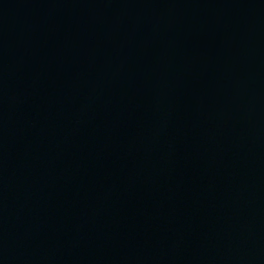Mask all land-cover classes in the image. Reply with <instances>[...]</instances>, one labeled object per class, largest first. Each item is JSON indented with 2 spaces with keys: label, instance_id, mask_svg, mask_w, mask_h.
Here are the masks:
<instances>
[{
  "label": "water",
  "instance_id": "95a60500",
  "mask_svg": "<svg viewBox=\"0 0 264 264\" xmlns=\"http://www.w3.org/2000/svg\"><path fill=\"white\" fill-rule=\"evenodd\" d=\"M0 264H264V0H0Z\"/></svg>",
  "mask_w": 264,
  "mask_h": 264
}]
</instances>
